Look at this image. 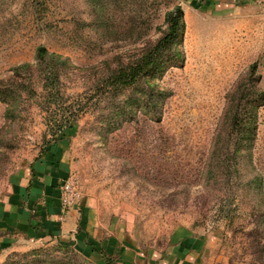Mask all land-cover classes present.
<instances>
[{"label":"rangeland","instance_id":"obj_1","mask_svg":"<svg viewBox=\"0 0 264 264\" xmlns=\"http://www.w3.org/2000/svg\"><path fill=\"white\" fill-rule=\"evenodd\" d=\"M33 3L0 0V79L36 62L44 45L71 61L61 70V89L75 116L58 131L67 108L53 114L36 67L21 71L34 72L29 84L37 92L0 99V200L48 145L69 138L82 166L71 173L83 195L95 197L106 219H120L142 250L169 254L184 227L208 243L204 264H264L263 7L256 0H150L137 12L152 20L148 35L130 43L112 40L132 12L126 0H112L106 13L91 0ZM178 4L185 29L162 54L161 69L135 88L96 93L109 68L163 36L165 13ZM98 14L109 17L108 30ZM36 216L31 212L34 231H18L0 264L100 263L74 240L41 233Z\"/></svg>","mask_w":264,"mask_h":264},{"label":"crops","instance_id":"obj_2","mask_svg":"<svg viewBox=\"0 0 264 264\" xmlns=\"http://www.w3.org/2000/svg\"><path fill=\"white\" fill-rule=\"evenodd\" d=\"M70 143L69 138H63L48 145L32 167L14 177L9 194L0 200V262L18 244V231H34L30 215L36 211L37 220L43 224L41 233L61 241L74 240L99 264H204L208 243L191 237L188 229L175 231L169 254L162 256L156 250L147 253L125 235L120 219H106L92 194L83 195L80 205L61 221L62 184L73 170L82 167Z\"/></svg>","mask_w":264,"mask_h":264},{"label":"trees","instance_id":"obj_3","mask_svg":"<svg viewBox=\"0 0 264 264\" xmlns=\"http://www.w3.org/2000/svg\"><path fill=\"white\" fill-rule=\"evenodd\" d=\"M112 0H91V3L95 10L102 13L107 10L108 5ZM121 4L124 0H116ZM134 0H126V6L131 7L132 12L127 17L128 23L121 32L120 35H113L112 40L119 39L125 40L130 43H137L141 41L146 35H148L149 29L152 25V20L148 16H141L139 13L144 7L150 6L147 3L150 0H141L138 5L139 8L135 9ZM33 5L36 7H44L47 0H33ZM155 2H153V5ZM43 10L42 8L37 11ZM109 17L103 18L98 14L96 21H98L100 27L105 26V29H109ZM164 22L167 24V28L163 36H161L157 42L151 46V48L138 57L129 62H120L117 67L109 68V72L106 73L98 83L97 92L99 94H109L111 91H122L124 89H132L138 86L143 78H151L157 73L163 66L166 59H163L162 54L169 48H172L174 44L182 36L185 29L184 21V9L178 4L173 9L168 10L165 13ZM158 29L160 26H157ZM104 30V29H103ZM162 58V59H161ZM71 64L68 57H64L62 54L51 52L46 46L40 45L37 48L36 62H25L17 65L14 68V73L8 79H0V99L12 103V98L22 96L23 92H28L33 95L36 94V90L32 89L30 84L34 72H28V76L22 77V70H30L33 66L36 67V76H38L42 83L43 97L47 99L49 105L48 109L53 110V114L57 111L66 109L63 112L61 120H58L55 125L59 129L58 131L70 125L71 118L75 115L73 111H70L71 105H66L64 102V93L61 89V76L62 68L64 64ZM22 78V81H13V79ZM66 106V107H64ZM73 115V116H72ZM240 120V119H238ZM237 120V121H238Z\"/></svg>","mask_w":264,"mask_h":264},{"label":"built area","instance_id":"obj_4","mask_svg":"<svg viewBox=\"0 0 264 264\" xmlns=\"http://www.w3.org/2000/svg\"><path fill=\"white\" fill-rule=\"evenodd\" d=\"M256 1L264 9V0ZM74 175L70 173L61 187V217L65 215L67 210L78 207L84 194L83 187Z\"/></svg>","mask_w":264,"mask_h":264}]
</instances>
